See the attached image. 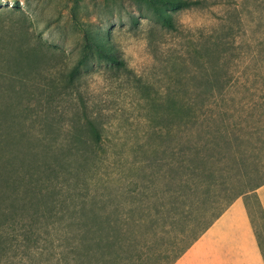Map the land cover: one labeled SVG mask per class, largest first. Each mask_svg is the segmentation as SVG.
Returning a JSON list of instances; mask_svg holds the SVG:
<instances>
[{
  "label": "trees",
  "instance_id": "16d2710c",
  "mask_svg": "<svg viewBox=\"0 0 264 264\" xmlns=\"http://www.w3.org/2000/svg\"><path fill=\"white\" fill-rule=\"evenodd\" d=\"M144 1L168 30L176 27L166 8L206 6V0ZM89 40L90 55L121 62L108 39ZM222 44L211 41L200 51L191 101L161 112L145 149L120 157L121 171L98 161L103 137L94 119L74 125L86 136L19 138L23 156L10 160L21 174L0 172V264H172L236 199L262 186L264 162L248 152L260 142L257 131L241 114L246 108L228 104L229 96L254 100L257 92L229 85ZM211 98L226 101L211 106Z\"/></svg>",
  "mask_w": 264,
  "mask_h": 264
},
{
  "label": "rangeland",
  "instance_id": "374dc122",
  "mask_svg": "<svg viewBox=\"0 0 264 264\" xmlns=\"http://www.w3.org/2000/svg\"><path fill=\"white\" fill-rule=\"evenodd\" d=\"M166 10L175 30L162 27L144 0H0V172L10 167L21 174L10 160L23 154L19 138L86 136L74 125L90 119L103 137L98 161L124 169L120 157L145 149L156 117L191 101L200 51L211 41L223 43L229 85L257 92L254 100L229 96L228 104L246 108L241 114L260 139L248 152L263 164L264 115L253 108L264 109V0H206L204 7ZM98 36L110 41L121 62L88 53V37ZM201 82L197 76L195 84ZM225 101L211 98L210 105ZM258 189L234 202L246 206L264 258Z\"/></svg>",
  "mask_w": 264,
  "mask_h": 264
},
{
  "label": "crops",
  "instance_id": "0c3cea01",
  "mask_svg": "<svg viewBox=\"0 0 264 264\" xmlns=\"http://www.w3.org/2000/svg\"><path fill=\"white\" fill-rule=\"evenodd\" d=\"M264 210V185L258 189ZM238 205V211L234 206ZM172 264H264L246 206L234 202L201 237Z\"/></svg>",
  "mask_w": 264,
  "mask_h": 264
},
{
  "label": "bare ground",
  "instance_id": "6f19581e",
  "mask_svg": "<svg viewBox=\"0 0 264 264\" xmlns=\"http://www.w3.org/2000/svg\"><path fill=\"white\" fill-rule=\"evenodd\" d=\"M234 210L235 211H238L239 209H238V205H236L235 207H234Z\"/></svg>",
  "mask_w": 264,
  "mask_h": 264
}]
</instances>
